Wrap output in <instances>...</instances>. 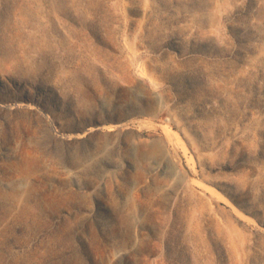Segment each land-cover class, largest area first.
<instances>
[{
    "label": "rangeland",
    "instance_id": "obj_1",
    "mask_svg": "<svg viewBox=\"0 0 264 264\" xmlns=\"http://www.w3.org/2000/svg\"><path fill=\"white\" fill-rule=\"evenodd\" d=\"M57 1L0 0V264H264V0Z\"/></svg>",
    "mask_w": 264,
    "mask_h": 264
},
{
    "label": "bare ground",
    "instance_id": "obj_2",
    "mask_svg": "<svg viewBox=\"0 0 264 264\" xmlns=\"http://www.w3.org/2000/svg\"><path fill=\"white\" fill-rule=\"evenodd\" d=\"M62 1H63V0H58L57 2L62 3ZM206 188H207V187H206ZM210 191H211V190H210ZM213 193H214V192H213ZM224 199H225V197H224ZM224 199H223V200H224ZM225 201H227V200H225ZM228 202H229V201H228ZM229 204H230V203H229ZM233 208H234V210H236V207H235V206H234Z\"/></svg>",
    "mask_w": 264,
    "mask_h": 264
}]
</instances>
